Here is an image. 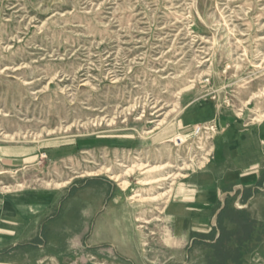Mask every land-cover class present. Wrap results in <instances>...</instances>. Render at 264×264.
<instances>
[{
    "label": "rangeland",
    "instance_id": "obj_1",
    "mask_svg": "<svg viewBox=\"0 0 264 264\" xmlns=\"http://www.w3.org/2000/svg\"><path fill=\"white\" fill-rule=\"evenodd\" d=\"M263 121L264 0H0V264H264L232 201L208 234L173 215ZM102 184L101 213L64 214Z\"/></svg>",
    "mask_w": 264,
    "mask_h": 264
},
{
    "label": "crops",
    "instance_id": "obj_2",
    "mask_svg": "<svg viewBox=\"0 0 264 264\" xmlns=\"http://www.w3.org/2000/svg\"><path fill=\"white\" fill-rule=\"evenodd\" d=\"M182 186L174 201L178 212L173 215L177 218L175 227L183 235L186 226L189 235L195 226L208 234L230 204L234 211L246 212L258 224L264 222V216L259 214L262 210L255 212L257 204L264 202L260 201L264 197L260 196L264 192V121L221 135L206 169L193 177L191 184L183 183ZM107 192L105 184L81 188L69 198L63 212L73 220L89 221L103 211ZM245 193H248L246 198ZM235 203L243 206L238 207ZM107 212L105 217L111 214ZM189 212L196 215L193 221L198 223L195 226ZM222 224L233 228L227 220ZM114 240L122 242L118 238Z\"/></svg>",
    "mask_w": 264,
    "mask_h": 264
},
{
    "label": "trees",
    "instance_id": "obj_3",
    "mask_svg": "<svg viewBox=\"0 0 264 264\" xmlns=\"http://www.w3.org/2000/svg\"><path fill=\"white\" fill-rule=\"evenodd\" d=\"M220 238H221V236L219 237V239H220ZM219 239H218V240H219Z\"/></svg>",
    "mask_w": 264,
    "mask_h": 264
},
{
    "label": "built area",
    "instance_id": "obj_4",
    "mask_svg": "<svg viewBox=\"0 0 264 264\" xmlns=\"http://www.w3.org/2000/svg\"><path fill=\"white\" fill-rule=\"evenodd\" d=\"M205 129H208V128H205Z\"/></svg>",
    "mask_w": 264,
    "mask_h": 264
},
{
    "label": "bare ground",
    "instance_id": "obj_5",
    "mask_svg": "<svg viewBox=\"0 0 264 264\" xmlns=\"http://www.w3.org/2000/svg\"><path fill=\"white\" fill-rule=\"evenodd\" d=\"M100 228V227H99Z\"/></svg>",
    "mask_w": 264,
    "mask_h": 264
}]
</instances>
